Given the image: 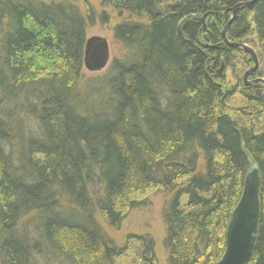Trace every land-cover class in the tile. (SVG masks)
Returning <instances> with one entry per match:
<instances>
[{
    "label": "trees",
    "instance_id": "16d2710c",
    "mask_svg": "<svg viewBox=\"0 0 264 264\" xmlns=\"http://www.w3.org/2000/svg\"><path fill=\"white\" fill-rule=\"evenodd\" d=\"M100 1L126 18L113 35L127 59L92 94L81 85L94 8L0 0V264H158L150 235L117 246L104 228L157 194L167 264H217L254 162L246 264H264V86L244 85L251 55L222 38L252 0ZM227 37L255 51L251 77L264 79V0L239 9Z\"/></svg>",
    "mask_w": 264,
    "mask_h": 264
},
{
    "label": "water",
    "instance_id": "95a60500",
    "mask_svg": "<svg viewBox=\"0 0 264 264\" xmlns=\"http://www.w3.org/2000/svg\"><path fill=\"white\" fill-rule=\"evenodd\" d=\"M257 0L248 1L247 3H240L236 5L233 10L231 21L228 23L222 33L223 40L233 48H240L251 55L254 66L244 75V85L247 87L251 86H264V79L256 78L249 80L251 75L258 69V59L255 51L248 48L244 44H232L227 40V28L236 19L237 11L241 8L252 5ZM213 16V15H210ZM207 18L206 16L204 19ZM203 19V22L205 21ZM98 46L95 47V45ZM85 52V67L90 71L102 70L106 67L108 58V43L107 40L100 37H93L87 41ZM225 69V65L222 63L217 74L221 76ZM264 100V92H263ZM247 176L244 182V190L242 197L231 217V222L227 228L228 232L226 235V247L223 257L217 264H246L249 257L252 254V250L256 244V237L259 231L260 221V188H261V175L259 173V167L254 162L251 168L247 172Z\"/></svg>",
    "mask_w": 264,
    "mask_h": 264
},
{
    "label": "rangeland",
    "instance_id": "374dc122",
    "mask_svg": "<svg viewBox=\"0 0 264 264\" xmlns=\"http://www.w3.org/2000/svg\"><path fill=\"white\" fill-rule=\"evenodd\" d=\"M47 1V0H45ZM79 7L80 12L85 13L86 5L89 4L94 8L96 16L95 24L87 31L88 40L93 37H100L107 40L108 58L109 61L104 70L99 72H91L84 68L82 90L87 89L90 93L94 94L97 89L98 79L103 78L109 71L110 66L116 60L127 59V52L119 46L113 35V29L117 24L123 22L126 18H120L119 15L111 9L102 6L100 0H73ZM103 14L108 16L107 22H102ZM219 70V68L217 69ZM228 72V79H230ZM234 82V81H232ZM151 205L141 210H135L127 219L124 220L122 227L119 231H110L106 227L107 234L111 237L117 246H122L125 243V238L132 234L150 235L156 244V255L158 257V264H167V255L164 249L163 241L165 239V229L162 222V208L164 206L163 196L157 194L152 197Z\"/></svg>",
    "mask_w": 264,
    "mask_h": 264
},
{
    "label": "bare ground",
    "instance_id": "6f19581e",
    "mask_svg": "<svg viewBox=\"0 0 264 264\" xmlns=\"http://www.w3.org/2000/svg\"><path fill=\"white\" fill-rule=\"evenodd\" d=\"M239 4H240V3H239ZM237 5H238V4H237ZM235 8H236V6H235ZM235 8H234V9H235ZM234 9H233V10H234ZM232 14H233V11H232ZM210 15H213V16H210ZM205 16H206L207 18L204 19ZM214 16H215V13H211V12H210V13H206L205 15H203L202 18L197 19V21L200 22V23H202L203 25H206V21H207V19H208V18H211V17H214ZM231 18H232V16H231ZM231 18H230V21H231ZM203 19L205 20L204 22H203ZM230 21H229V22H230ZM229 22H228V23H229ZM227 25H228V24H227ZM227 25H226V26H227ZM230 25H231V24H230ZM230 25H229V27H230ZM229 27H228V28H229ZM225 28H226V27H225ZM225 28H224V29H225ZM228 28H227V32H228ZM224 29H223V31H224ZM222 33H223V32H222ZM222 38H223V37H222ZM102 39H103V38H102ZM227 40H228V37H227ZM87 41H88V40H87ZM223 41H224V40H223ZM228 41H229V40H228ZM229 42L232 43L231 41H229ZM225 43H226V42H225ZM226 44H228V43H226ZM232 44H234V43H232ZM98 45H99V43H97V45H95V47L98 46ZM85 47H86V46H85ZM247 47H248V46H247ZM86 48H87V47H86ZM211 48H212V47H211ZM248 48H250V47H248ZM85 52H86V51H85ZM84 58H85V57H84ZM221 65H222V64H221ZM253 66H254V65H253ZM253 66H252V67H253ZM220 67H221V66H220ZM252 67H251V68H252ZM258 67H259V65H258ZM84 68L87 69V68L85 67V62H84L83 70H84ZM219 69H220V68H219ZM87 70H88V69H87ZM102 70H104V68H103ZM102 70H95V71H91V72L95 73V72H99V71H102ZM89 71H90V70H89ZM217 71H218V70H217ZM248 71H249V70H248ZM83 72H84V71H83ZM245 73H246V72H245ZM254 74H255V73H254ZM254 74H252V75H254ZM250 78H251V79H249L250 81H251L252 79H256V78H252V77H250ZM243 82H244V80H243ZM235 207H236V206H235Z\"/></svg>",
    "mask_w": 264,
    "mask_h": 264
}]
</instances>
